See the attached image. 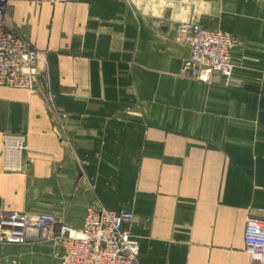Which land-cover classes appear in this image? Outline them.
Wrapping results in <instances>:
<instances>
[{
    "label": "crops",
    "instance_id": "1",
    "mask_svg": "<svg viewBox=\"0 0 264 264\" xmlns=\"http://www.w3.org/2000/svg\"><path fill=\"white\" fill-rule=\"evenodd\" d=\"M183 21L232 32L233 72L182 77ZM40 53L35 90L0 86V210L133 211L139 264H252L264 207V0H8ZM28 166L3 170V134ZM27 164V163H26ZM54 232L0 243V264H60Z\"/></svg>",
    "mask_w": 264,
    "mask_h": 264
},
{
    "label": "built area",
    "instance_id": "2",
    "mask_svg": "<svg viewBox=\"0 0 264 264\" xmlns=\"http://www.w3.org/2000/svg\"><path fill=\"white\" fill-rule=\"evenodd\" d=\"M7 5L8 0H0V86L35 90L44 54L9 27ZM177 33L190 44V53L180 71L182 77L208 81L215 73L231 71L238 41L232 32L183 21ZM3 142V170L24 172L29 164L25 135L6 132ZM259 211L262 215L249 218L244 232V248L252 256V264H264V207ZM137 220L131 210H111L99 204L86 207L79 227L60 222L51 212L0 210V243L22 244L29 239L30 231L46 228L54 232L58 226L56 236L63 248L60 264H139V241L131 231Z\"/></svg>",
    "mask_w": 264,
    "mask_h": 264
},
{
    "label": "rangeland",
    "instance_id": "3",
    "mask_svg": "<svg viewBox=\"0 0 264 264\" xmlns=\"http://www.w3.org/2000/svg\"><path fill=\"white\" fill-rule=\"evenodd\" d=\"M232 72H233V65H232V69H231V71L229 73H232ZM17 133H19V132H17Z\"/></svg>",
    "mask_w": 264,
    "mask_h": 264
}]
</instances>
